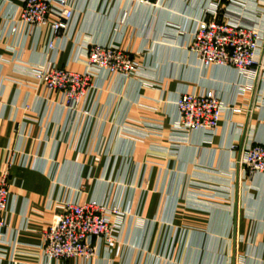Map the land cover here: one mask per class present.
Instances as JSON below:
<instances>
[{
	"label": "crops",
	"instance_id": "0c3cea01",
	"mask_svg": "<svg viewBox=\"0 0 264 264\" xmlns=\"http://www.w3.org/2000/svg\"><path fill=\"white\" fill-rule=\"evenodd\" d=\"M71 2L49 49V25L11 36L24 0H0V177L9 166L10 190L0 264H264V176L240 164L264 144V74L204 67L189 50L205 0ZM223 8L227 23L264 35V0ZM91 44L127 52L138 74L102 72L89 101L68 110L35 73L85 71ZM205 90L225 107L216 132L177 127L178 98ZM90 200L123 213L111 219L116 241L95 240L89 260L45 258L58 207Z\"/></svg>",
	"mask_w": 264,
	"mask_h": 264
},
{
	"label": "built area",
	"instance_id": "2783aa9c",
	"mask_svg": "<svg viewBox=\"0 0 264 264\" xmlns=\"http://www.w3.org/2000/svg\"><path fill=\"white\" fill-rule=\"evenodd\" d=\"M130 1L140 5L151 4L150 0ZM205 1L204 18L197 24L189 50L204 67H229L252 80H258L264 74V61L258 58L260 50L264 49V35L258 30L234 26L222 19L224 3L240 0ZM71 3V0H24L21 18L13 23L10 35L15 36L22 30H40L49 25L51 35L48 47L54 49L60 32L74 17ZM51 17L56 21H51ZM128 18L129 11H123L120 24L125 25ZM85 57L86 69L83 72L42 67L35 73L38 83L51 92L62 94L64 106L68 110H74L89 101L98 89L97 81L102 72L122 80L138 74L137 62L117 47L91 44ZM175 106L178 113L177 127L192 132L215 133L225 112L215 90L183 93ZM240 164L249 174L264 176V144L256 143L246 148ZM8 177L9 166L0 177V232L7 226L5 213L10 195ZM122 214L118 208L108 207L96 200L85 203L63 202L44 233L43 256L49 260L91 259L96 254L95 240H104L107 244L116 241L121 227L112 223L111 219L119 218Z\"/></svg>",
	"mask_w": 264,
	"mask_h": 264
}]
</instances>
